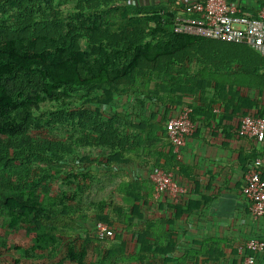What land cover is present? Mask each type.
<instances>
[{
    "label": "trees",
    "instance_id": "trees-1",
    "mask_svg": "<svg viewBox=\"0 0 264 264\" xmlns=\"http://www.w3.org/2000/svg\"><path fill=\"white\" fill-rule=\"evenodd\" d=\"M180 8L175 0H0V254L156 264L154 255L173 249L167 221L142 222L154 183L121 166L177 170L168 114L187 105L194 121L195 96L203 102L207 81L221 83L206 67L236 63L257 81V50L176 32ZM115 95L163 112L105 114ZM60 177L75 188L54 192ZM87 219L113 235H92Z\"/></svg>",
    "mask_w": 264,
    "mask_h": 264
},
{
    "label": "crops",
    "instance_id": "crops-1",
    "mask_svg": "<svg viewBox=\"0 0 264 264\" xmlns=\"http://www.w3.org/2000/svg\"><path fill=\"white\" fill-rule=\"evenodd\" d=\"M228 1L251 16H258L264 9V0ZM143 2L160 4L154 0ZM256 66L257 81L236 63L219 70L206 67V77H216L221 83L207 81L203 102L195 96L198 108L194 111V131L178 153L173 149L177 160L175 179L187 192L180 202H171L153 190L148 201L141 202L142 222L167 221L165 229L173 242L167 254L153 256L156 264H242L240 249L245 243L253 237L264 240V214L254 219L242 194L245 172L258 157L262 159L264 175V141L257 142L238 132L246 114L264 117V55L259 51L257 65L252 69ZM136 99L115 95L109 105H102V110L105 114L147 116L151 110L163 112L148 102L141 105ZM214 99L217 101L210 107ZM121 167L132 178L152 183L154 166L131 162ZM128 245L129 251L137 246L134 241ZM256 264H264V250L257 254Z\"/></svg>",
    "mask_w": 264,
    "mask_h": 264
},
{
    "label": "built area",
    "instance_id": "built-area-1",
    "mask_svg": "<svg viewBox=\"0 0 264 264\" xmlns=\"http://www.w3.org/2000/svg\"><path fill=\"white\" fill-rule=\"evenodd\" d=\"M166 3L169 0H154ZM181 3L173 26L179 33H187L250 45L264 55V9L258 16H251L239 10L235 3L228 0H175ZM264 88V82H263ZM104 108L106 105L103 106ZM193 109L180 105L167 121V137L175 153L185 145L192 134L195 122L191 118ZM241 134L264 141V117L254 113L246 114L240 125ZM262 159L256 158L245 172L243 197L249 203L254 219L264 214V175ZM157 195L165 196L168 201L180 202L186 194V188L175 179V171L155 168L150 173ZM96 237H110L113 229L105 222L97 221L93 226ZM264 250V240L250 238L240 249L242 264H256V256Z\"/></svg>",
    "mask_w": 264,
    "mask_h": 264
},
{
    "label": "rangeland",
    "instance_id": "rangeland-1",
    "mask_svg": "<svg viewBox=\"0 0 264 264\" xmlns=\"http://www.w3.org/2000/svg\"><path fill=\"white\" fill-rule=\"evenodd\" d=\"M66 169V167H65ZM75 188V184H69L67 180L63 179V177H60L55 180L53 184V191L58 192L60 190H68L72 191ZM83 225L85 226L84 228L93 234V226H94V220L92 219H87L84 220ZM113 227L115 230L117 228L119 229L121 225L118 222H115ZM4 229L2 228V224L0 222V232L3 231ZM9 240L15 243H20L22 241V238L20 235L16 233H12L8 236ZM25 243L29 244L30 239L27 238ZM96 245V244H95ZM97 246V245H96ZM91 253V252H90ZM91 255H96V250H94L93 254ZM20 258V259H19ZM18 259V260H17ZM60 258H49L47 256H42V257H36L33 259H26V258H21L19 255H12L9 252H3V254H0V264H59ZM66 263L68 261H65Z\"/></svg>",
    "mask_w": 264,
    "mask_h": 264
}]
</instances>
